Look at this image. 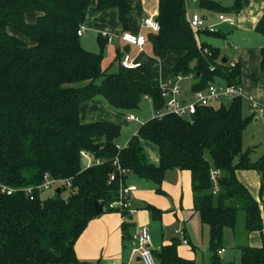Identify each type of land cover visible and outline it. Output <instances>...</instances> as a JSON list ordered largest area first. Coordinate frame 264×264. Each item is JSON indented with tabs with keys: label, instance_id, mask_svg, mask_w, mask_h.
<instances>
[{
	"label": "trees",
	"instance_id": "1",
	"mask_svg": "<svg viewBox=\"0 0 264 264\" xmlns=\"http://www.w3.org/2000/svg\"><path fill=\"white\" fill-rule=\"evenodd\" d=\"M134 1L97 0L94 6L92 0H0V179L16 188L12 194L0 191V264L80 263L75 244L97 215L95 201L117 210L109 203L118 198L128 173L119 172L116 159L127 171L153 181L157 190L169 169L191 172L195 209L211 227L212 264H234L222 259L218 249L224 245V229L236 227L239 211L245 212L248 232L263 231L264 183L258 199L237 175L239 169L264 172V155L252 162L250 149L243 146L245 128L255 115L244 114L242 95L229 103L201 106L191 118L175 113L151 117L122 148L117 146L119 124L81 120L82 105L96 97L126 113L139 111L146 96L156 111L165 105L148 66L124 67L118 52L119 69L112 71L103 65L108 37H100L96 52L78 34L92 9H117L123 30H129ZM200 4L237 13L244 0H233L230 6L216 0ZM29 13H36L35 21L27 20ZM156 19L160 30L145 34L152 55L181 52L173 71L193 73L194 91L218 78L239 86L240 62L223 63L220 47L202 38L226 34L220 29L194 31L185 0H159ZM256 30L264 34V12ZM261 57L264 71V47ZM143 140L159 147L158 165L148 160ZM82 151L101 162L84 163ZM112 172L116 178L109 183ZM46 173L68 178L71 185L41 193L36 187ZM30 186L36 188L34 199L24 190ZM148 208L161 216L160 209ZM178 245L175 239L153 252L159 264H197L182 257ZM240 262L264 264V245L243 247Z\"/></svg>",
	"mask_w": 264,
	"mask_h": 264
},
{
	"label": "crops",
	"instance_id": "2",
	"mask_svg": "<svg viewBox=\"0 0 264 264\" xmlns=\"http://www.w3.org/2000/svg\"><path fill=\"white\" fill-rule=\"evenodd\" d=\"M202 0H200L201 2ZM218 1V0H216ZM244 6L239 12H235L237 24L230 25L232 27H237L242 30H256V26L260 21L263 12H264V0H247ZM93 5L95 6L97 0H92ZM200 2L193 3L189 2V5L192 8L187 7V11H199L202 13L208 23L217 24V29H220L224 34L223 39H227L230 34L233 33L227 27H224V23L215 21V16L218 18L219 11L209 10L206 7H202ZM221 2V1H220ZM222 3V2H221ZM224 4V3H222ZM233 4V3H232ZM232 4H224L230 6ZM159 9V0H135L133 2V12L130 19V28L129 30H123V26L119 20V12L115 8L108 9L106 11H101L98 9H92L89 11L85 23L82 25L85 28L84 33L80 36L82 44L93 51H100L101 45L99 42L100 37H105L102 33L108 32L113 36V40L107 42L104 49L107 51V47L112 45V50L114 49L116 55L121 53L120 57L125 56L126 53H129L133 58L134 62H139L148 66L152 71V81L155 85L159 86L161 82L167 81L171 84L179 83L184 96L187 99H190L193 96V85L196 82L194 78H185L182 81H177V75L173 71L175 64V57L181 54V52L166 50L163 52L162 56L155 57L152 55L151 46L147 42L143 49H140L136 45L129 44L125 42L121 35L125 31L132 32L134 34H146V30L141 26V20L144 17L149 15L157 16ZM243 12V13H242ZM231 13V12H224ZM233 13V12H232ZM27 20L33 22L36 20V13H29L26 16ZM258 32V31H257ZM260 33V32H259ZM261 34V33H260ZM262 40H259L257 47L254 51H244L243 55H240L237 58L241 64L242 74L240 81V88L242 90V96L249 101V107L251 108L248 115L258 116V111L263 112L264 109V71L261 69V49L264 47V34H262ZM209 36L203 35L202 38L206 40ZM106 38V37H105ZM209 42V41H208ZM231 44V43H230ZM229 44V45H230ZM219 45V44H218ZM129 48L126 49L125 47ZM220 47V46H219ZM221 56L223 55L222 48ZM227 56V55H226ZM108 57L110 59L108 63H104V67H110L112 71H117L119 69L120 61L119 59L113 61L112 54ZM228 57V56H227ZM233 59V60H234ZM230 61L228 58L227 63ZM184 80H188L190 84H183ZM216 83L225 85V81L218 78ZM96 97L86 103L81 107V120L83 122H92V121H111L119 124L122 128V135L119 140L121 144H127L132 135L136 134L140 125L146 122L148 119L141 122V116L144 115L143 102L139 109L134 113L120 112L114 109L110 103L109 105L104 103V98ZM231 99V98H229ZM106 100V99H105ZM107 101V100H106ZM223 100L215 101L213 104L217 105ZM147 102V101H145ZM150 104L153 103L149 101ZM257 104V106H255ZM154 109V106H153ZM143 110V111H142ZM156 110L151 117H154ZM134 115L138 117L136 119H128V116ZM145 116V115H144ZM150 117V118H151ZM149 118V119H150ZM120 119H125L128 124L140 121V125L134 128L131 127L128 129V132H123V127L121 125ZM142 147L148 158V160L158 165L160 162L159 156V147L149 140L142 141ZM150 148L156 150L157 156L153 157L150 154ZM250 147L246 148L249 149ZM262 157V156H261ZM169 170H178L179 175H184L182 183L188 182L186 184L187 194L183 193L182 196H173V204L169 199L164 198V195L169 194L171 188L176 189L177 193L179 192V180H176V183H171L170 186L165 185L166 175ZM166 171L164 180L161 185V190H157V186L153 181L144 179L139 175L128 171L125 184L133 185L136 187L135 190L131 191L129 200L131 206L136 210L134 213H130L125 219V223L122 221V214L119 210H106L96 215L93 219L90 220L87 227L78 237L75 244V251L77 258L80 263L78 264H144L141 256L138 253H132V249L135 246V241L133 238L134 232L140 225H146L151 233V243L150 249L152 252L159 251L164 245L171 244L175 239L179 241L178 252L179 254L189 260L196 262L197 264H204L198 259V254L196 249L198 248L197 244H194L191 237V232L187 228L188 215H199L200 222L204 224L201 220L200 213L195 209L194 206V192L192 188V176L189 170L183 169H169ZM242 172V175H241ZM245 173V174H244ZM239 179L244 182L249 188L250 192L259 199L260 191L264 183L262 179V173L257 170H253L251 180L250 174L243 169L237 171ZM167 183V181H166ZM167 187V188H166ZM171 187V188H170ZM166 193V194H164ZM163 194V195H162ZM159 200L154 197H158ZM149 205L155 206L160 209L161 216L155 217L152 211L148 208ZM262 215L264 219V205L261 204ZM242 211V210H241ZM240 213V211H239ZM174 220H178L174 227L171 228L170 233H165L163 230V225H169ZM161 226V236L157 238L155 230L158 229L157 224ZM245 225V224H243ZM209 226V225H208ZM235 232V228H230ZM178 230V231H177ZM211 231V227L209 228ZM246 237L244 242H237L236 240L226 239L225 229H224V245L218 249V253L222 259L227 262L236 263L238 258L240 259L242 248L245 246H261L264 245V229L263 231H252L248 232L246 229ZM234 234V233H233ZM186 240V242H185ZM222 250V252H220ZM214 250L211 247V233H210V254L209 261L207 264H212L214 260ZM158 262V259H156ZM159 264V262H158Z\"/></svg>",
	"mask_w": 264,
	"mask_h": 264
},
{
	"label": "built area",
	"instance_id": "3",
	"mask_svg": "<svg viewBox=\"0 0 264 264\" xmlns=\"http://www.w3.org/2000/svg\"><path fill=\"white\" fill-rule=\"evenodd\" d=\"M189 2L197 3L200 0H185V4L188 7ZM188 21L190 27L194 31L198 30H209V31H216L217 24L208 23L206 17L200 13L199 11L189 12L187 11ZM236 14L234 13H219L218 14V21L219 23H227L230 25H236L237 19ZM141 26L148 31L158 32L161 28L159 21L156 19V16L149 15L147 17L142 18ZM85 31L84 26H81L78 30L79 36H81ZM105 37H108L109 41L113 40V36L110 35L108 32L102 33ZM121 38L132 45L138 46L140 49H143L147 43V38L145 34H134L129 31H125L122 33ZM207 49H204V52H207ZM239 62V59L230 60L228 63L231 66H235ZM121 64L124 67L132 68L137 67L140 65L139 62H134L133 58L129 53H126L125 56L121 60ZM194 78V74L190 73L189 75L179 74L177 75V81L180 82L185 78ZM159 88L162 90L163 97L165 99V105L163 109L156 111L154 117L161 118L165 114L168 113H175L183 117L191 118L201 106L212 105L215 101H220L226 98H232L235 95H242V90L238 85H221L218 83H211L207 88L197 90L193 92V96L190 99H187L184 96L182 88L179 83L171 84L170 82L163 81L160 83ZM145 98H148L147 96ZM257 106V104H255ZM128 119H136L138 120L137 116L130 115ZM127 144L118 143L117 146L119 148L125 147ZM82 155L84 159H87V164H91L93 162L100 163L101 160L94 159L90 156L87 151H82ZM117 166V169L121 173H127L128 171L121 167L119 164L118 159L114 161ZM116 174L112 172L109 176L108 182L111 183L115 180ZM71 185L70 179L68 178H55L50 174L46 173L44 176V180L41 184H39L36 188L41 192H47L50 190H54L59 188L63 185ZM35 187H26L24 190L29 195L30 199L35 198L34 190ZM136 187L133 185H127L125 183H121L119 189V195L116 200H113L109 203V207L112 209H117L121 212L123 222L127 218L130 213H134L136 210L131 206V202L129 200V196L131 191L135 190ZM16 188L11 187L5 184L0 179V191L6 194H12ZM127 211V215L123 214V211ZM178 231V230H177ZM133 238L135 241V246L132 249V253H138L144 264H158L152 250L150 249L151 243V233L149 228L146 225H140L137 230L133 234ZM186 242V240H185ZM222 252V250H220Z\"/></svg>",
	"mask_w": 264,
	"mask_h": 264
},
{
	"label": "rangeland",
	"instance_id": "4",
	"mask_svg": "<svg viewBox=\"0 0 264 264\" xmlns=\"http://www.w3.org/2000/svg\"><path fill=\"white\" fill-rule=\"evenodd\" d=\"M221 1L224 4H232L233 0H218ZM189 8L191 9L192 6L189 5ZM224 11H220L219 13H222ZM218 13V14H219ZM243 13V12H242ZM215 21H218V18L215 16ZM220 24V23H219ZM224 27L229 28L230 30L233 31L232 34L229 35V37L227 39H223L220 37H212L209 36L208 39L206 38L207 41H209L210 43H212L213 45L216 46H220L222 48L223 51V55H227L228 58H230V60H233L234 58L239 57L240 55L244 54V51H254L255 47H257L259 40H262V34H260L257 31H253V30H242L240 28H235L232 26H229V24L224 23ZM231 43V44H230ZM219 44V45H218ZM230 44V45H229ZM107 51L105 50V57H104V63H108L110 59L108 57V53L109 55L112 54V60L115 61L117 60V55L115 50H112V45H109L107 47ZM183 84H190V81H186L184 80L182 82ZM102 99V98H101ZM104 103L109 105V102L106 101L105 99ZM147 101V102H145ZM145 101L143 102V110H144V115L141 116V122L142 119H149L153 112V106L152 104H150L149 101H151V99H145ZM224 101L226 103L230 102L229 98L224 99ZM249 101L245 99L244 97V107H243V111L245 115H248L251 108L249 107ZM110 106V105H109ZM263 108L264 107H260ZM142 110V111H143ZM258 116H255L253 120H251V122L247 125V127L245 128L244 131V136H243V146L244 149L250 147V156H251V160L252 162H255L256 160H258L261 156L264 155V111L260 112L258 111ZM121 121V125L123 127V132H128V129L133 127H137L138 125H140V121L138 122H134L131 124H128L125 119H120ZM150 154L153 157L157 156V152L156 150L150 148ZM242 169H239L238 171H240ZM244 171L248 172L250 174L251 180L253 181L252 178V172L253 170L256 169H243ZM258 171V170H257ZM259 172V171H258ZM245 174V173H244ZM242 175V172H241ZM183 174L179 175L178 174V170H169L167 175H166V179H165V185L170 186L171 183H176V180H179V192L177 193L176 189L171 188L169 190V194L164 195V198H167L170 200V202L173 204V196H182L183 193H185V195L187 194V189H186V184L188 185V182H186V179L184 180L185 183H182L181 181L183 180ZM167 181V183H166ZM177 184V183H176ZM247 186V185H246ZM167 188V187H166ZM52 194V192H47L46 194ZM69 193V189H66L63 194L65 196H67ZM166 194V193H164ZM163 195V194H162ZM155 199L159 200V196L158 197H154ZM188 215V220H187V228L188 230L191 232V237H192V241L194 244L198 245V248L196 249V253L198 254V259L203 262L204 264H207L209 261V254H210V233L211 231L209 230L210 226L208 225H203L200 222L199 219V215H192L190 213H187ZM178 220H174L171 224L169 225H163V230L165 233H170L171 232V228L174 227V224L177 222ZM157 224V223H156ZM245 212L244 211H240L239 213V217H238V221L236 224V230L235 232H233L230 227H226L225 228V236L227 237L226 239L229 240H236L237 242H244V239L246 237V227L245 225ZM158 229L155 230V234L158 237L161 236V231L159 229H161V226L159 224H157ZM234 233V234H233ZM240 259L238 258L236 264H240Z\"/></svg>",
	"mask_w": 264,
	"mask_h": 264
},
{
	"label": "water",
	"instance_id": "5",
	"mask_svg": "<svg viewBox=\"0 0 264 264\" xmlns=\"http://www.w3.org/2000/svg\"><path fill=\"white\" fill-rule=\"evenodd\" d=\"M247 2L248 1L245 0V3H247ZM125 48L128 49L129 47L126 46ZM227 61H228V57L226 55L223 56L222 62L227 63ZM86 162H87V159H84V163H86ZM262 179L264 181V172L262 173ZM95 210H96L97 215L101 214L104 211V204L96 200L95 201Z\"/></svg>",
	"mask_w": 264,
	"mask_h": 264
}]
</instances>
